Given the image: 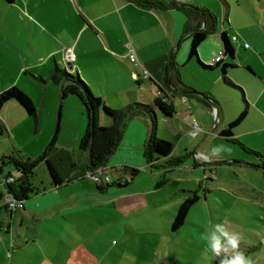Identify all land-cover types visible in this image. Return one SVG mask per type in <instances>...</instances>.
I'll return each instance as SVG.
<instances>
[{
  "label": "crops",
  "instance_id": "crops-1",
  "mask_svg": "<svg viewBox=\"0 0 264 264\" xmlns=\"http://www.w3.org/2000/svg\"><path fill=\"white\" fill-rule=\"evenodd\" d=\"M174 1L209 8L204 0ZM219 2L223 7L220 14L208 9L216 22L197 49L198 58L211 65L207 69L188 60L191 33L196 30L197 21L188 19L179 8H144L132 0H0V92L15 86L22 92L33 91L39 102L34 115L27 114L13 100L0 109V158L12 155L35 159L42 153L35 155L26 151V146L39 149L48 144L43 152L45 159L36 165L29 179L32 190L21 206L6 208L0 184V264H149L146 255L135 254L134 261L126 254L132 244L128 236L135 229L153 228L150 214L169 208L165 202L170 198L163 199L161 191L164 180L172 177L173 183H197L195 191L205 186L204 198L196 193L198 200L177 231H171V224L168 230H162L175 236L188 227L190 250H197L196 236L201 237L205 245L201 250L202 264H215L219 257L207 247L205 234L214 224L223 222L229 230L241 232L244 239L247 207L258 212L256 218L261 225L254 226L261 233L253 230L240 246L254 242L252 251L245 255L253 264H264V33L241 31L238 41L249 46H232L233 56L222 59L231 67L222 73L220 66L210 63L222 48L221 33L226 32L229 38L227 11L224 12L228 3ZM126 42L134 47L135 63L126 56ZM66 48H71L76 56L71 65L63 59ZM56 67L71 69L111 109L122 108L133 100L150 104L156 97L167 95L173 113L163 117L155 109L154 131L146 115L125 121L117 146L103 164L110 183L120 185L98 186L85 176L90 165L89 152L81 145L88 128L87 112L81 99L67 90L74 83L64 78L52 79ZM143 68L148 77L135 79L134 72L140 74ZM189 73L196 82L188 79ZM177 78L209 97L216 104V111L212 105L170 91L166 85ZM161 85L164 91H160ZM143 86L152 100L143 92ZM96 111L97 124L109 126L111 120H100L107 117L101 106ZM242 112L244 117L231 129L229 139L220 136L219 132ZM193 120L198 126L195 135L191 134ZM159 126L175 130L177 150L181 153L177 156L173 145L170 155H154V161L149 162L144 148L152 132L157 136ZM189 136L194 138L192 142ZM197 137L202 139L195 140ZM215 140L231 147L218 157L226 160L209 158L217 146ZM176 158L183 162L168 164ZM46 160L59 178L57 185ZM213 161L220 163L224 171L233 172L232 176L226 173L224 178L203 180L201 176L207 171L213 170L217 175L216 166L206 164ZM131 168L137 170L133 177ZM10 169L15 170L13 165L4 167L0 179L9 173L17 177ZM194 190H186L185 194ZM213 190L241 204L242 211L233 205L227 207L231 214L237 213L236 217L229 214L236 223L227 221V217L216 218L212 211L209 214L204 204ZM186 197L173 201L170 207L178 209ZM145 199L148 203H144ZM177 260L180 259L173 263L177 264Z\"/></svg>",
  "mask_w": 264,
  "mask_h": 264
},
{
  "label": "trees",
  "instance_id": "trees-1",
  "mask_svg": "<svg viewBox=\"0 0 264 264\" xmlns=\"http://www.w3.org/2000/svg\"><path fill=\"white\" fill-rule=\"evenodd\" d=\"M140 7L144 8H179L181 9L188 19H196V30L191 33L190 47L188 52V60H194L202 68L211 69V65L204 64L198 58V46L199 44L213 31L214 23L216 18L213 13L208 9L193 6L191 4L179 3L174 0H132ZM222 42L223 57L217 62L213 63L214 66H220L222 73L225 69L231 67L230 63H222L223 58H231L234 53V49L231 45L230 39L227 37L226 32H222L220 35ZM171 63V56H169V64ZM224 75V74H223ZM51 77L54 80L59 78H64L70 80L74 85L68 87V92L75 93L85 105V110L87 112L88 128L82 140V148L87 149L89 152L90 165L89 169L96 166L103 165L108 157L112 154L117 143L121 137L123 125L125 121L133 116L146 115L152 122V131H154V110L160 112L163 117H170L173 113V108L171 103L168 101L167 95L164 94L163 97H156L150 104L141 103H130L120 109H111L98 98L95 97L87 85L74 75H71L64 69L56 67L51 73ZM171 81L166 85V87L177 94L183 95L188 98H195L200 102L210 106L209 97L205 94L200 93L193 89L192 87L184 85L178 78L176 80L170 79ZM160 91H164V86H159ZM79 89V91H77ZM65 94V89L62 90V95ZM165 98V99H164ZM16 101L21 105V107L29 115L35 114V108L32 104L30 98L24 94L17 87L13 86L2 92H0V109L9 101ZM101 106L102 112L111 120L109 126H100L97 124L96 109ZM244 117V112L240 113L236 119L230 122L226 129L219 132V135L229 139L231 136V129L235 127ZM173 149V143L168 140L157 139L152 132L148 142L144 148V157L149 161L153 162V156L156 157H167L170 155ZM259 158L262 156L257 152H252ZM154 156V157H155ZM45 159V153H42L35 159L22 158L20 156H2L0 158V172L7 165H13L15 171L20 175L19 177H14L10 173L5 176H13L15 178L14 183L7 186L9 192H11L15 197L24 199L28 196V193L32 190L29 185V179L32 177L34 168L36 165ZM183 162L182 158H176L171 160V165H179ZM47 168L53 182L57 185L59 183V178L56 175L55 170L46 160ZM137 170L134 168L130 169V176L133 177ZM120 185L119 182L109 183ZM192 195L187 196L178 206V209L174 215L173 221L171 223V231H177L184 223L187 213L190 207L198 200L196 192H192ZM215 264H218L216 261Z\"/></svg>",
  "mask_w": 264,
  "mask_h": 264
},
{
  "label": "rangeland",
  "instance_id": "rangeland-1",
  "mask_svg": "<svg viewBox=\"0 0 264 264\" xmlns=\"http://www.w3.org/2000/svg\"><path fill=\"white\" fill-rule=\"evenodd\" d=\"M228 3V8L224 6V12L226 13L227 11V19L229 23V27H227L226 31L228 33L229 38H231V34H234L238 36L239 38H242V32L244 33H253V32H262L264 33V0H226ZM205 4L207 7L210 9H213L215 12H218L220 14L221 10V3L219 0H204ZM208 8V9H209ZM223 8V7H222ZM211 11V10H210ZM221 21H223V18L219 20V25L221 24ZM231 44L234 48H237V43L231 41ZM243 53V52H242ZM71 69L67 70L68 73L71 75H75L76 73H73L70 71ZM188 79L191 81L196 82V78L192 74H188ZM83 80V79H81ZM7 82L3 83L1 87H4ZM188 85V84H187ZM20 86V85H19ZM56 86V85H54ZM191 86V85H189ZM143 92L146 94V96L151 99L152 96L150 95L149 91H146L145 86H143ZM194 87V86H192ZM95 88V87H93ZM195 88V87H194ZM19 89V88H18ZM6 90L4 88L2 91ZM20 90V89H19ZM200 91V90H199ZM26 94L32 101L33 106L35 108V111L39 110V102L37 101V98L35 97L33 91L26 90L23 92ZM152 100V99H151ZM132 102L135 103H141L144 104L140 100H133ZM129 102V103H132ZM114 105V104H112ZM114 109V108H112ZM117 109V108H116ZM120 109V108H119ZM214 117V116H213ZM103 117L100 119L101 121H108L110 120L108 117ZM108 118V119H107ZM215 121V117H214ZM172 122V121H171ZM172 123H169V126H171ZM169 128V127H168ZM55 130V126L53 128V131ZM52 131V132H53ZM158 134L156 136L157 139L160 140H168L173 143L175 146V153L176 155H180L181 151L177 150V144L178 140L177 137L174 136L176 135V132L173 128L169 129H163L162 126L158 127ZM173 135V136H171ZM163 137V138H162ZM190 142L194 140L191 136H189ZM188 138H185L184 141H189L187 140ZM202 138L197 137L195 140H201ZM198 141L196 144H198ZM217 142V145H221ZM47 143L43 148L39 149H33L31 146H26V151L36 153L35 155H40L44 151H46ZM227 148H231L226 146ZM36 151V152H33ZM224 153L227 152H222L220 155H224ZM37 157V156H36ZM228 160H237L235 158H231L227 156ZM217 160H226L224 156H221V158H217ZM206 164H212L216 166L217 168V175H212L211 178L209 179H216V178H224L227 175L232 176L233 172L231 171H224V167H219L218 162H206ZM207 166V165H206ZM12 170V169H10ZM14 172L15 176L19 177V173L15 170H12ZM213 171V170H212ZM251 172V174H255L254 171H248ZM184 173V172H182ZM37 174V173H36ZM204 174L210 175L209 171L205 172ZM39 175V172H38ZM192 177V174H190ZM143 175H141L142 177ZM168 177V176H167ZM172 177V176H171ZM203 180L208 179L204 178L203 175L201 176ZM35 177L33 178V180ZM173 177L169 180L167 178L164 180L165 187H163L161 193L164 195L163 199H168L170 200L168 202H165L166 206H169L167 210H161L159 209L157 212L150 214L153 218V224H150V226L153 228H148V229H135L133 230L132 234L128 236L129 240H131L132 244L130 246L131 250H127L126 254L130 255L131 258L135 261V254H142L147 256V260L149 264L153 263H165V264H174L173 261L175 259H180L177 260V264H202L204 262L203 258L201 257L202 252L201 250L205 249L204 242L201 237H197V243H196V251L195 250H190L189 248V230L187 229L188 227H184L182 229V232L177 235H170L167 231L162 230L164 229H169L170 224L173 219V214L175 213L177 206L170 207L173 203V201L180 199L181 197H186L189 195H192L197 188V183L193 185H188L187 183L184 182H177L173 183L171 180ZM192 179V178H191ZM162 180V179H160ZM159 180V181H160ZM198 190L195 192L203 199L204 198V193L203 191L205 190V186H200ZM214 187V186H212ZM186 190H194L191 193L185 194ZM182 195V196H179ZM184 195V196H183ZM208 200L205 202L204 206L206 209L209 211V214H212L214 217L221 219L222 217H227V221L229 222H234L236 223L235 218H230L231 212L227 209L228 206L233 205L234 209H241V204L235 202L233 199L229 197H225V195L218 190H213L210 196L207 197ZM144 203H148V200H144ZM244 207V206H243ZM227 213V214H226ZM245 218H243V222L245 224V238L242 241H247L249 239V233L255 232L256 230L261 233V230H259L257 227L255 228L254 225H261L260 220L256 218L258 216V212H253L251 209H248L246 207L245 209ZM233 217L237 216V213L231 214ZM241 217V215H240ZM239 217V218H240ZM253 217V218H252ZM218 222V221H216ZM146 224H143V227H145ZM255 230V231H253ZM199 235V232H198ZM254 242H250V244L245 243L244 245L240 246V249L245 252V254L250 253L252 251V245ZM125 252V251H124ZM174 259V260H173ZM219 259V258H218ZM217 259V260H218ZM208 261V260H207ZM213 263L215 260H211ZM135 263V262H134ZM211 263V262H209Z\"/></svg>",
  "mask_w": 264,
  "mask_h": 264
},
{
  "label": "built area",
  "instance_id": "built-area-1",
  "mask_svg": "<svg viewBox=\"0 0 264 264\" xmlns=\"http://www.w3.org/2000/svg\"><path fill=\"white\" fill-rule=\"evenodd\" d=\"M230 41L239 43L244 48H247L249 46V44L247 42L240 43L238 41V38L236 35H232L230 38ZM124 47L126 50V56L130 60V62L135 63L137 61V58H136L134 47L129 42H126L124 44ZM222 54H223V51L219 50L216 53V55L211 58L210 63L213 64V63L217 62L220 58L223 57ZM63 59L69 65H71L75 61L76 56H75V53L73 52V50L71 48H66L63 50ZM133 76L135 79H138V77H142L145 79L148 77V72L146 69L143 68L140 71V74H137L134 72ZM213 111L215 112L216 109L213 108ZM197 131H198V126H197L196 122L193 120L192 121V132H191V134L195 135L197 133ZM209 173H210V175L203 174V177L204 178H209V177L211 178V174L214 175V172L211 170L209 171ZM85 176H87L89 179H91L98 186H105L111 182V177L107 172V167H105L104 165H99V166H96L92 169L86 170ZM14 181H15V178L13 176H5L2 179H0V184L4 188V204L8 210H13V209L22 205L23 199L15 197L11 192H9V190L7 188V186L9 184L14 183Z\"/></svg>",
  "mask_w": 264,
  "mask_h": 264
},
{
  "label": "clouds",
  "instance_id": "clouds-1",
  "mask_svg": "<svg viewBox=\"0 0 264 264\" xmlns=\"http://www.w3.org/2000/svg\"><path fill=\"white\" fill-rule=\"evenodd\" d=\"M228 151L230 149L225 145H217L208 156L210 159L218 158L222 152ZM204 240L211 252L219 257L218 264H253L251 258L240 249L243 234L229 230L223 222L214 224L205 234Z\"/></svg>",
  "mask_w": 264,
  "mask_h": 264
},
{
  "label": "water",
  "instance_id": "water-1",
  "mask_svg": "<svg viewBox=\"0 0 264 264\" xmlns=\"http://www.w3.org/2000/svg\"><path fill=\"white\" fill-rule=\"evenodd\" d=\"M209 102L212 105V107L216 109V104L211 99H209ZM230 161L236 162V160H230Z\"/></svg>",
  "mask_w": 264,
  "mask_h": 264
}]
</instances>
